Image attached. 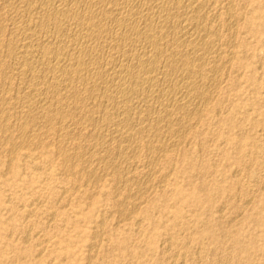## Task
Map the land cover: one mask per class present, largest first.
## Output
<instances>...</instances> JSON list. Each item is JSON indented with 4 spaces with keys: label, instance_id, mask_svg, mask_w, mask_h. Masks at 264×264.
Returning <instances> with one entry per match:
<instances>
[{
    "label": "bare ground",
    "instance_id": "1",
    "mask_svg": "<svg viewBox=\"0 0 264 264\" xmlns=\"http://www.w3.org/2000/svg\"><path fill=\"white\" fill-rule=\"evenodd\" d=\"M0 1V23L3 19L9 21V24L3 25L4 22L0 24V160L2 159L5 168L8 167L4 172L5 174L0 173V175L2 174L1 176L5 180L3 182L5 189L12 191L10 196L7 197V204L4 205L0 202V211L7 210L12 213L10 215L18 218L23 242L30 241L33 229H40V232L43 230L45 234L59 228L58 223L63 219H58V213L53 208L54 202L60 201L56 198L57 185H54L55 187L51 185L44 186L43 182L37 180L35 186L29 190V188L21 186L17 182H11L13 177L10 174V168L14 164V160H11V154L18 149L27 150L29 151L28 155L32 156L34 151L39 149V152L42 150L41 154L44 153L45 159L42 162L40 161L41 164L39 163L38 166L33 165L35 169L37 167V171L40 170L39 166L41 165L44 169L45 167L51 169L50 166L55 163L57 164L55 170H59L60 177L66 178V181L70 178L74 183H78V190L79 187H82V180L86 182L85 184L91 186L96 185L98 187L104 182L113 186V189H108L105 193L107 197L103 204L106 208L103 209L98 219L93 220L92 217L90 218L91 236L95 240L90 243L89 250L94 251L93 249L98 247L96 246V240L99 242L97 238L106 230L105 216L107 215L114 214L119 221L130 218L129 223L123 224L128 226L131 233L139 232L143 228L144 220L142 216L134 213L136 210L139 211L146 201L145 193L154 186L163 189L164 185L161 183H164L162 182L164 178H168V165L175 158V147L178 148L183 145V148H187V146L184 147V143H187L189 133H193L192 131L197 129L199 124H202L201 127L195 131H202V138L205 139L211 136V130L208 125H205L204 121L209 118L210 121L217 123V119L219 120L220 113L223 110L221 105L216 107L211 102L219 95L222 85L228 83L225 77L230 71L234 72L233 77L237 82L245 74L249 75L252 72L251 69H248L244 57L247 59L246 55L253 48L254 43L264 41V24L261 21L258 24H253L248 20L243 6V3H247L248 0ZM245 6L248 7L247 4ZM262 7H264V0L259 1L257 4V9ZM223 15L224 17H221ZM261 17L264 21V15L261 14ZM241 22L244 23L243 28L246 32H243L244 34L237 27ZM256 33L262 35L252 41L251 37ZM259 55L264 58V53ZM260 66L259 68H262ZM259 75L261 76V74ZM254 84L257 85L256 81ZM227 87L229 88V86ZM229 93L226 95H229ZM236 95L235 93L232 94L233 97ZM219 101L221 100L219 99ZM36 109H39L41 113L39 114ZM238 114L237 117L239 118ZM235 116L230 112L224 117L228 126L231 125L230 128L236 124L238 125L236 127L242 126L243 120L248 118L237 119ZM261 116L260 119L258 118L259 120L248 123V126H252V128L262 126L264 128V113ZM213 124L209 122V125ZM215 132L214 134H217L219 143L228 142V133L218 135L217 131ZM52 135L57 137L55 139L56 145L54 144V148L48 149V145L46 146V143L42 144V141ZM69 138H71V141L73 140L69 143L72 149L67 146ZM244 138L245 136L242 135L240 139L243 140ZM210 139L213 138L210 137ZM208 142L210 141L207 140ZM237 145L239 146V144ZM256 146L252 147L254 152L258 150V146ZM249 151L247 152L249 153ZM181 153L184 156L183 152ZM41 154L40 156H42ZM23 155L24 153L18 156ZM36 155H39V153ZM190 155L192 154L190 153ZM6 156H9L11 161L9 160L6 163ZM12 156V158L15 157ZM205 156H207V153ZM216 157L219 156H215L214 159ZM260 157L262 156L260 155ZM21 162L16 164V167L23 170L29 169L30 171L33 169L32 165L29 166L33 161L28 163L24 161L23 164ZM42 166L41 170H44ZM212 166L214 167V163ZM197 167L200 166H196V169ZM64 183L67 186V182ZM64 183L62 182L63 185ZM60 184L59 186H61ZM71 187L70 189H72ZM63 188L65 189V187ZM86 189L82 191L83 195H87L89 192ZM62 193L64 194V192ZM162 194L164 193L162 192ZM261 194L263 195V193ZM58 195H60V192H58ZM91 196H93L92 192L88 194L89 198ZM243 197H246V194ZM42 198L47 199L48 207H43ZM232 198L231 200H233ZM236 199L239 200L238 197ZM25 200H28V202L24 203ZM15 201H18L21 206L22 204L26 205V207L19 206V208L15 205L18 202ZM62 202L64 203L63 199ZM213 203L216 202L213 201ZM224 208L221 207V209ZM117 219L116 222L119 223ZM33 226L35 227L33 228ZM10 230L7 229V226L0 227L2 234L12 235L13 233ZM116 231L113 233H116ZM44 236L46 237V235ZM14 237H11L10 240ZM147 238V245L152 246L154 237L148 236ZM36 239L39 246L46 242L43 241L42 236H38ZM130 240L131 234L125 236L121 242L128 245ZM174 240H177V238ZM187 244L184 246H187ZM23 245L25 246V243ZM130 246L132 247L131 244ZM115 247L113 246V248ZM1 250L2 246H0V253ZM190 250L189 252H191ZM170 252H172L171 249ZM173 252L176 253L174 250ZM40 253L41 250L38 254ZM22 255L25 256L24 253ZM133 255H137V251H133ZM92 257L91 253L87 254L85 257L86 262H91ZM103 261L105 262V260Z\"/></svg>",
    "mask_w": 264,
    "mask_h": 264
},
{
    "label": "rangeland",
    "instance_id": "2",
    "mask_svg": "<svg viewBox=\"0 0 264 264\" xmlns=\"http://www.w3.org/2000/svg\"><path fill=\"white\" fill-rule=\"evenodd\" d=\"M259 1H262V0H250V1L248 0L247 3L245 2L248 5V7L245 6L246 5L245 3H243L244 11H245L244 13L246 14V17L248 18V20H250V22L253 24H258L259 21H261L262 24H264L263 23L264 21L261 17V14L264 15V7L257 9V4L259 3ZM0 3H1V1H0ZM221 17H224V15ZM2 22H4V23H2ZM1 23L3 25L7 24V23L9 24V21L3 19V21H1ZM243 24L244 23L241 22L237 26L238 30H240V32L242 34H244L243 32H245V29L243 28ZM259 35L261 36L262 34H260V33L254 34L253 37H251L252 41L259 38L260 37ZM254 45H256V46H254ZM252 47L253 48L246 55L247 59H246V57H244V61L246 62V65L248 64L247 67H248V69L252 70L253 74H252V72L249 75L245 74L243 76V78L239 79L237 82L236 79L233 77L234 72L230 71L229 72L230 75L228 74L227 75L228 77L227 76L225 77L228 80V83L222 85V88H221L219 95L214 99V101L211 102L216 107L218 105H221V107L223 109L222 112L220 113L221 115H220L219 120L217 119V123L215 121H214L215 123L213 121H210L209 118L204 121V123H206L205 125H208V128L211 130V133H212L211 136H209L207 139L202 138L203 132L202 131L196 132L199 129V127H201V125H202V124H199L197 129H195L196 131L194 130L195 132L192 131L193 133H191V132L189 133V138L187 140V143L186 142L184 143V147L187 146V148L186 147L183 148V145H182V147L181 146H179L178 148H177V146L175 147V149H174L176 151L175 152L176 154L174 155L175 158H173V161L171 160V162H173L175 165L171 162H170L171 166H169L170 164L168 165V173L169 174H167L168 175L167 177L170 180L168 178L167 179L164 178L163 179L164 181H162L164 183H161L164 185L163 186V189L165 188L164 191L160 187L158 188V187L154 186L152 188L153 190L151 189L150 191L145 193L146 194L145 195L146 201L143 203V205L139 209V211L136 210L134 213L135 215L138 214V216H142L143 220H144L143 228L139 232L131 233V231L128 229V226L123 224V223H129L130 222L129 220H131L130 218L128 220H125V221H119L116 218V215H114V214H111L110 216L107 215V216H105V222L107 225L106 230L104 232H102L103 235L100 234L99 237L97 238V239H99V242H98V240H96V246H98V247H95L93 249L94 251L89 250L90 249V247H89L90 243L95 240L91 236L92 235V233H91L92 226L90 223V218L92 217L93 220L98 219V217L102 213L103 209L106 208L105 205L103 204L104 200L107 197V195L105 193L108 191V189L109 190L113 189V186L111 184L110 185L107 184L106 182H104V184H100L98 187L96 185L91 186L89 184H85L86 182H84L82 180L81 181L82 185L80 184L82 187H79V190H78L77 189V187L79 186L78 183H74L73 180L70 178H69L70 180L67 179V181H66V178L64 179V178L60 177V175L58 173L59 170L58 171L55 170V168H56L55 166L57 164L53 163L54 165L52 164V166H54V167L50 166L51 169H49V167L48 168L45 167L46 170L41 165L42 169H44V170H41V166H39V169H40V170L38 169L39 171H37V167H36V169H35V167H33V165L38 166L40 161L42 162L45 159L44 153L41 154L42 150H41V152H39V149L35 150L34 154H32V156L28 155L29 151H27V150H18V149L15 150L14 151L15 153L13 152L11 154V160L12 161L14 160V164L10 168L11 169L10 174L13 177V180H11V182H17L21 186L29 188V190L32 189L31 187L35 186L37 180L43 182L44 186L51 185V186L55 187L57 185L56 189H58V190H57L56 198L60 199V201L57 200L58 203L54 202L55 205L53 208L56 209V211L58 213V216H59L58 219H63V221H61V222L59 221V223H58V227H59L58 229L59 230L56 229L54 231L52 230L51 232L48 231V233H45V234H44L43 230H41V232H40L39 231L40 229H38V230L33 229L32 230L33 234L30 235L31 236L30 241L31 240L32 241L31 242L30 241L23 242L24 240H23V237L21 234L20 222H18L19 221L18 218L10 215L12 213H10L7 210L0 211V215H1L0 216V222H1L0 227L1 226H7V229L8 230L11 229L10 231H12V233H13L12 235L10 234L11 235L10 236V235L4 233L3 231L2 232L4 234H2L0 232V235H1L0 246H2V250H1L0 254H3V255H0V264H48V263L49 264H61V263L62 264H88V263L89 264H102V263L103 264H105V263L106 264H129V262H130V264H161V263L162 264L163 263H165V264H173V263L174 264H176V263H179V264L180 263L181 264H192V263L193 264H211V263L212 264L213 263L214 264H264V189H263L264 188V175H263L264 174V165L263 166L261 165V164H264V159H263L264 158L263 157V155H264V148H263L264 147V143H263L264 142V132H263L264 128L262 126H256L253 128H252V126H248V123H250L252 121L259 120L262 117L261 114L264 113V106H263L264 105V73H263L264 69H262V68H264L263 67L264 65L262 66V64H264V61H263L264 58L260 57L261 55H259V54L264 53L263 52L264 51V41H261L257 44L254 43ZM258 55L260 57L261 62L259 61ZM252 56H253V58H252ZM250 57H251V59H250ZM252 61H253V63H251ZM259 65H261L260 67H262V68H259ZM259 74H261V76ZM255 81H256L258 86L254 84ZM235 85H237V86H235ZM227 86H229V88ZM255 90H256V92H255ZM228 93H229V95H226ZM234 93L237 95L233 97L232 94H234ZM230 97L233 100H230L231 99ZM218 98L221 101H223L224 104L223 103L220 104L221 101H219ZM226 100H227V102H225ZM229 101H231L232 104ZM261 102H262V104H261ZM229 105H231V107H229ZM234 107L236 109H233ZM248 109H250V110H248ZM36 110H38L39 114L41 113V111L39 109H36ZM230 112L232 113V115L233 114L236 115L235 117L237 119H241V118L244 119L245 117H248V118H246V120L244 119L245 122L243 120L242 126L236 127V126H238L236 124L230 128L231 125L228 126V124L226 123L227 121L224 120V117H226ZM237 114H238L239 118L237 117ZM220 119H221V121H220ZM209 122L211 124H213V123L214 124L209 125ZM218 127H220V128H218ZM242 128H244V129H242ZM214 130L217 131L218 135L221 133H224V134L228 133L227 134L229 137L228 142H225V143L223 142V144L219 143L220 141L217 140L218 136H217V134L216 135L214 134V133H216ZM241 130H242V132H241ZM73 131L77 132V133L79 132L78 130H73ZM244 131H245V134H244ZM242 135L245 136V138L243 140L240 139ZM53 136L54 135H52L48 138V139L53 138L52 140L46 139V140L42 141V144L46 143V146L48 145L47 146L48 149L49 148L52 149L56 145L55 139H57V137L56 136L53 137ZM191 136L193 139L191 138ZM203 137H204V135H203ZM210 137L213 139H210ZM214 139H216V140H214ZM201 140L203 143L201 142ZM207 140L210 141V142H208L209 144L207 143ZM45 141H48V142H45ZM72 141H71V138L68 139V145L67 146H68V148L71 147L69 149H72L71 144H69ZM204 141H206V142H204ZM200 143H201V146L203 145L202 147L200 146ZM204 143L207 145H205ZM192 144H194V145H192ZM218 144H219V146H218ZM221 144H222V146L220 147ZM237 144H239V146ZM256 145L258 146V150L254 152L252 147L256 146ZM212 146L215 147L214 148L215 150L213 149ZM223 146H224V148L222 149ZM204 147H205V149H204ZM184 149H185V151H183ZM179 150H180V152H179ZM247 151H249V153ZM181 152H183V155L185 157L182 156ZM205 152L207 153V156H205L206 155ZM217 152H219V153H217ZM23 153H24V155H23L24 157L18 156V155H22ZM37 153H39V155H36ZM190 153L192 155H190ZM40 154L42 156H40ZM12 155H14L15 157L12 158L13 157ZM247 155H248V158L246 157ZM260 155L262 157H260ZM215 156H219V157H216V159H214ZM250 156H251V158H254V159H251ZM8 157L7 156L5 157L6 163H7V161L10 160V157H9V159H8ZM33 157H34V159H33ZM235 157H237L238 159H236ZM37 158H39V159H37ZM218 158H219V160H218ZM15 159H16V161H15ZM244 159H245V161H244ZM0 161H1L0 164L2 165V166L0 165V173H4L6 171V168H8V167L5 168V165L2 164L3 163L2 159ZM24 161H27V163L33 161V162H31L32 164H29V166L32 165L31 167H33V169L35 171L33 169H31V171H33V172H31L29 169L23 170V169H20L19 167H16V164H19L20 162L23 164ZM179 161L181 162V164ZM241 161H242V163H240ZM247 161L248 162L250 161V162L248 163ZM34 162H36V163H34ZM261 162H263V163H261ZM213 163H214V167L212 166ZM203 164H206V165L203 166ZM250 165H255V166L251 167ZM196 166H200L201 169H200V167H197V169H196ZM242 166H243V169H242ZM249 166L251 167V169ZM193 167H194V169H193ZM208 167H209V169H208ZM215 167H216V169H215ZM236 167H237V169H236ZM243 170L245 171V173ZM46 171H47V173H46ZM169 171L172 173H170ZM237 171L239 172V174ZM34 172H36V173H34ZM242 172H243V174H242ZM213 173H216V174H213ZM37 174H39V175H37ZM1 175H0V187H1L0 188V191H1L0 192V196H1L0 202H2L5 205V203L6 204L8 203L7 197L10 196L12 191L5 189L4 183H3V182H5V180H3V176H1ZM174 176H176V177H174ZM212 176H214V177H212ZM249 178H251V179H249ZM60 179H62V180H60ZM179 180H180V182H179ZM206 180H208V181H206ZM216 180H218V181H216ZM61 181L63 183L67 182L66 185L69 188L67 186H65V183L63 185ZM241 181L243 183L245 181L246 184L245 183L243 184ZM56 182H57V184H55ZM59 183H61L60 184L61 186H59ZM71 185H73V186L71 187ZM204 185H205V187H203ZM236 185H238V186H236ZM62 187H65V189L63 188L64 191H63ZM70 187L72 189H70ZM94 187H97V188H94ZM238 187L241 189V191ZM93 188H94V190H93ZM209 188L211 189L212 192L210 191ZM59 189H61L62 191L61 190L59 191ZM84 189L89 191L87 193V195H83L82 191ZM243 189H244V191H243ZM247 189H248V192H247ZM69 190H70V193H69ZM161 190L164 194H162ZM58 192H60V195H58ZM62 192H64V194ZM91 192H92L93 196H91L89 198L88 194ZM232 193H233V195H232ZM238 193H240L239 196H237ZM247 193H249V194H247ZM261 193H263V195ZM245 194H246V197H243V195L245 196ZM66 195H68L67 196L68 198L66 197ZM60 196H61V198H60ZM94 196H95V198H94ZM232 196H233V198H232ZM154 197H155V199H154ZM217 197H219V198H217ZM237 197L239 198V200L236 199ZM46 198H44V199L42 198L43 201L40 199V201H42L41 203H42L44 208L47 206V203H46L47 199ZM222 198H223V200H222ZM231 198L234 201L231 200ZM62 199H63L64 203L62 202ZM237 200H238V202H236ZM25 201H24V203L28 202V200L26 202ZM213 201L216 203H213ZM15 202H18V201H15ZM231 202H232V204H231ZM63 204H65V205H63ZM144 204L146 207L144 206ZM15 205L18 207L19 206L20 207H26V205L24 206V204H22V206H21V204H19V202L16 203ZM221 207H223V208L225 207V208L221 209ZM198 208H200V209H198ZM219 209H221V210L219 211ZM204 210H205V212H204ZM111 216H113V217H111ZM165 217H167V218H165ZM115 218L117 219V221H119V223L116 222ZM186 218H188L189 220ZM208 218H209V220H208ZM204 220L206 221V223ZM63 222L65 223V225ZM12 223H13V225H12ZM200 224H201L202 228H201V226H199ZM218 225H222V226L219 227ZM8 227H10V228H8ZM34 227L35 226H33V228ZM12 229L14 230V232ZM61 229H63V230H61ZM60 230L62 233L60 232ZM192 230H193V232H192ZM115 231H116V233H113ZM189 231H191V232L189 233ZM17 233H18V235H17ZM181 233H183V234H181ZM49 234H50V236H49ZM52 234H53V236H52ZM130 234H131L130 242L132 241L131 243L128 242V245H127V243L121 242V240L125 236L130 235ZM180 234L182 235V237L180 236ZM44 235H46V237ZM38 236H40V237L42 236L43 241H46V242L42 241L43 245L40 244L41 247L36 243V240H37L36 238ZM148 236L154 237V240L152 241V246L147 245V239H148L147 237ZM11 237H14V238H12L14 240H12V239L10 240ZM173 237H174V239L177 238V240H174ZM187 237L189 240L187 239ZM15 238L18 240L16 241ZM194 238H196V239L194 240ZM203 238H204V240H203ZM169 239H170V242H169ZM162 240L165 242V244ZM33 241H35V242H33ZM178 241H180V242H178ZM173 242H175V243H173ZM190 242H191V244H189ZM200 242H202V243H200ZM24 243H25V246L23 245ZM44 243H46V244H44ZM129 243L132 245V247L130 246ZM142 243L144 246L142 245ZM237 243H238V245H237ZM168 244H169V246H167ZM173 244H174V246H173ZM186 244H187V246H184ZM26 245H28V246H26ZM115 245H116V247H115ZM180 245H182L181 249H180ZM29 246H30V248H29ZM113 246L115 248H113ZM170 246H172L173 248ZM192 246L194 249L192 248ZM38 247H39V249H38ZM160 247H162V248H160ZM201 247H203V248H201ZM23 248H24V251H23ZM34 248H35V250H34ZM184 248L187 249L188 251L185 250ZM190 248H192V249L190 250ZM25 249H27V250L25 251ZM170 249L172 252H170ZM200 249H202V250H200ZM203 249L205 250L206 253L204 252ZM225 249H226V251H225ZM40 250H41V253L38 254V252H40ZM173 250L176 251V253L173 252ZM189 250L191 252H189ZM133 251H137V255H133ZM150 251H152V252H150ZM166 251L168 254L166 253ZM185 251H187V252H185ZM198 251H199V254H198ZM129 252H130V254H129ZM22 253H24L25 256L22 255ZM89 253H91L93 257H92L91 262L87 263L85 257ZM31 254H33V255H31ZM182 254H186V255H182ZM13 255H14V257H13ZM172 255H174L173 258H172ZM102 256L104 257V259ZM133 256H134V258H133ZM190 256H192V258H190ZM22 258H23V261H22ZM25 258H27V259H25ZM63 258H64V260H62ZM158 258L160 259V261H158L159 260ZM167 258H169V259H167ZM239 258H241V259L239 260ZM130 259L132 260V262ZM184 259H186V260H184ZM208 259L210 260V262ZM103 260H105V262ZM134 260H136V261H134ZM170 260H172V261L175 260V261L172 263V261L170 262ZM2 261H4V262H2ZM51 261H54V262H51Z\"/></svg>",
    "mask_w": 264,
    "mask_h": 264
}]
</instances>
